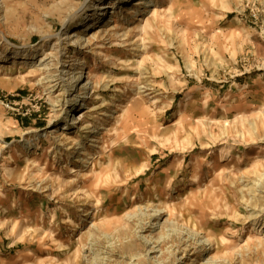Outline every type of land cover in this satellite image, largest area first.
<instances>
[{"label":"rangeland","instance_id":"374dc122","mask_svg":"<svg viewBox=\"0 0 264 264\" xmlns=\"http://www.w3.org/2000/svg\"><path fill=\"white\" fill-rule=\"evenodd\" d=\"M98 1L0 0V264H264V0Z\"/></svg>","mask_w":264,"mask_h":264},{"label":"bare ground","instance_id":"6f19581e","mask_svg":"<svg viewBox=\"0 0 264 264\" xmlns=\"http://www.w3.org/2000/svg\"><path fill=\"white\" fill-rule=\"evenodd\" d=\"M131 1L136 2L137 5L140 6V5H142L141 2L143 0H124V3H122L121 5H123V8H124V6L130 5L129 3ZM98 3H99L98 5L94 6V9L90 12V15H88L86 17L85 22L83 24H81V26H80L81 28H79V30H84L85 32H88L90 34L93 31V29L95 28V26H97L96 24H99V21H102V20L106 21L110 17V15H111L110 11L112 10V6H110V0H99ZM79 30L78 29L75 30V32L71 36H67L66 35L64 39H70V38L78 37L79 36V32L78 31ZM7 60L8 61H6V63L8 62V64H10L12 67L30 66L31 70L33 68H35L37 65L43 63V59L42 60L41 59L38 60V62H36V63L33 62V61L30 62L26 58L12 57V58H9ZM0 67H2V63L1 62H0ZM92 79H93V76H92L91 73H85V74L80 73V75L77 78V81L80 83L79 85H82L80 89H85V87L87 86L86 82L89 83V82L92 81ZM78 93H79V91L75 92V96L72 99V104L70 105V106H72L71 107V109H72L71 113L72 114L70 115V118L72 117V119H76L77 115H79L83 110L88 108V105H87L86 102L79 101ZM69 121H70V119L66 120V122L63 123L60 126L59 130L63 131V132L69 131L70 130L69 129V124L67 123ZM88 129L90 130V127H88ZM88 129H86V130H88ZM51 133H57V131L54 130ZM90 142H96V141L92 139V141H90Z\"/></svg>","mask_w":264,"mask_h":264},{"label":"crops","instance_id":"0c3cea01","mask_svg":"<svg viewBox=\"0 0 264 264\" xmlns=\"http://www.w3.org/2000/svg\"><path fill=\"white\" fill-rule=\"evenodd\" d=\"M3 210H5V211H3V213L8 212V211H6V208H3ZM3 213H2V214H3Z\"/></svg>","mask_w":264,"mask_h":264}]
</instances>
